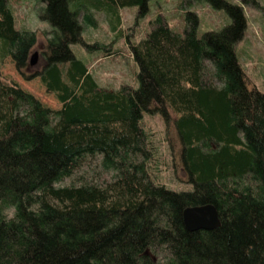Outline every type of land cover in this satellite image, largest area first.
Returning <instances> with one entry per match:
<instances>
[{"label": "trees", "instance_id": "16d2710c", "mask_svg": "<svg viewBox=\"0 0 264 264\" xmlns=\"http://www.w3.org/2000/svg\"><path fill=\"white\" fill-rule=\"evenodd\" d=\"M149 1L39 0L52 29L42 32L46 63L29 72L39 32L18 29L0 0V59L12 57L63 103L45 106L0 73V264H264V92L237 53L243 6L207 0L232 23L201 37L193 11L183 34L159 13L139 42L128 36L137 88L102 87L71 48L91 47L82 22L95 24V13L120 25V8L145 17ZM145 114L174 129L173 166L192 190L152 178ZM96 154L111 180L59 185ZM205 204L221 225L188 230L185 209Z\"/></svg>", "mask_w": 264, "mask_h": 264}, {"label": "rangeland", "instance_id": "374dc122", "mask_svg": "<svg viewBox=\"0 0 264 264\" xmlns=\"http://www.w3.org/2000/svg\"><path fill=\"white\" fill-rule=\"evenodd\" d=\"M243 6L247 28L244 38L237 44L239 60L253 83L264 92V0H256L261 7L248 0H228ZM16 18V27L20 30H37L39 39L30 55V61L39 52L37 64L29 69L34 72L46 63L42 54L46 38L43 31L51 30L48 20L40 17L45 4L39 0H9ZM193 11L198 15V35L201 37L210 30H221L232 23V17L224 9L214 7L207 0H150L149 12L145 17H138L139 7L120 8L121 24H110L105 14L95 13L96 23L82 22L84 40L91 46L81 43L72 44L71 48L77 58L90 66L92 75L98 83L108 89H118L123 84L135 88L139 86V65L132 56L128 44V36L139 42L150 30V22L159 14L166 15L171 27L183 34L187 26V14ZM83 21V14L80 17ZM107 49L113 54L105 56ZM0 73L8 81L19 85L33 94L45 106L59 110L63 103L42 83L40 77L27 78L18 71L12 57L0 59ZM144 127L150 134L154 157L150 164L152 178L175 191H189L193 185L187 182L184 170L173 166V149L169 141L177 144L174 129L168 130L160 114H145ZM84 164L71 177L64 179L59 185L80 184L82 182L104 183L112 179L113 171L102 168V155L96 154L85 158Z\"/></svg>", "mask_w": 264, "mask_h": 264}, {"label": "water", "instance_id": "95a60500", "mask_svg": "<svg viewBox=\"0 0 264 264\" xmlns=\"http://www.w3.org/2000/svg\"><path fill=\"white\" fill-rule=\"evenodd\" d=\"M39 52H35L31 65L37 64ZM184 222L188 230H213L221 225L217 207L213 204L189 206L184 211Z\"/></svg>", "mask_w": 264, "mask_h": 264}, {"label": "crops", "instance_id": "0c3cea01", "mask_svg": "<svg viewBox=\"0 0 264 264\" xmlns=\"http://www.w3.org/2000/svg\"><path fill=\"white\" fill-rule=\"evenodd\" d=\"M246 70V69H245ZM247 71V70H246Z\"/></svg>", "mask_w": 264, "mask_h": 264}]
</instances>
